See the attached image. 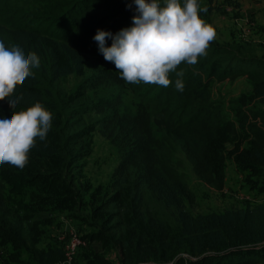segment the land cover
Instances as JSON below:
<instances>
[{
    "label": "trees",
    "instance_id": "obj_1",
    "mask_svg": "<svg viewBox=\"0 0 264 264\" xmlns=\"http://www.w3.org/2000/svg\"><path fill=\"white\" fill-rule=\"evenodd\" d=\"M203 1L213 9V0ZM224 1L240 7L242 0ZM137 14L127 0H0V41L41 61L8 98L23 97L15 108L0 101V119L36 102L53 116L24 168L0 165V264H112L113 250L123 264L264 263V203L193 214L187 205L196 194L175 159L180 149L203 182L221 184L234 121L211 86L246 76L251 98L264 103V54L214 39L195 65L178 66L182 92L175 73L168 87L126 83L94 36L132 27ZM89 58L95 70L80 90L65 93L61 79L84 74ZM237 116L248 122L249 141L234 161L249 173L264 170V110ZM96 130L119 155L107 185H94L84 171ZM64 217L88 228L82 235L90 245L71 263L58 242Z\"/></svg>",
    "mask_w": 264,
    "mask_h": 264
},
{
    "label": "clouds",
    "instance_id": "obj_2",
    "mask_svg": "<svg viewBox=\"0 0 264 264\" xmlns=\"http://www.w3.org/2000/svg\"><path fill=\"white\" fill-rule=\"evenodd\" d=\"M137 15L133 26L113 35L97 30L94 40L104 59L115 64L121 79L130 84L168 87L175 73V88L184 90L182 63L195 65L198 58L207 55L210 43L216 37L215 29L199 15L198 0H134ZM111 37V46H105ZM36 52L25 54L19 46L7 48L0 41V101L7 99L15 108L23 99H13L15 90L32 77L33 68H39ZM52 113L39 102L26 110L12 111L7 119H0V165L10 164L24 168L29 152L36 146L37 138L46 139L52 127Z\"/></svg>",
    "mask_w": 264,
    "mask_h": 264
},
{
    "label": "rangeland",
    "instance_id": "obj_3",
    "mask_svg": "<svg viewBox=\"0 0 264 264\" xmlns=\"http://www.w3.org/2000/svg\"><path fill=\"white\" fill-rule=\"evenodd\" d=\"M206 3L203 1L200 7L207 8ZM181 4L183 5L182 0ZM211 4L212 10L204 13L201 11L199 15L215 29V39L221 42L247 44L254 54H264V3L261 0H242L240 7L229 5L224 0H213ZM251 7L255 8L251 9ZM94 70V61L89 58L84 74L63 77L60 81V88L68 94L80 90L85 79ZM251 92V84L246 76L214 80L212 83V99L223 103L227 117L234 121V128L230 132V141L226 145L227 151L231 152V155L229 154L231 158L228 159L226 168L223 170V181L220 185L211 186L203 182L194 172L185 154L180 149L176 152L175 159L180 163L179 169L184 173L196 194L195 204L187 205L193 214L264 203V170L249 173V171L238 167L234 161V155L242 152L249 141L248 122L239 118L238 113L264 110V103L253 100ZM127 104L132 106L130 97H128ZM235 109L237 113H234ZM239 110L240 112H238ZM92 116L96 115L92 114ZM91 141V153L84 160L85 174L87 177H91L94 185L99 183L107 185L119 160L117 149L97 130L93 132ZM85 213L87 212L85 211ZM63 219L75 224L81 234L88 232V228L81 220L66 217ZM91 248L95 252H102L99 241L93 240ZM106 255L112 264H123L116 250L107 252Z\"/></svg>",
    "mask_w": 264,
    "mask_h": 264
},
{
    "label": "built area",
    "instance_id": "obj_4",
    "mask_svg": "<svg viewBox=\"0 0 264 264\" xmlns=\"http://www.w3.org/2000/svg\"><path fill=\"white\" fill-rule=\"evenodd\" d=\"M58 242L64 250L65 261L67 263H71L74 260L80 249L87 248L90 245L89 239L83 237L78 227L67 219H64L59 229ZM205 264L218 263L207 262Z\"/></svg>",
    "mask_w": 264,
    "mask_h": 264
},
{
    "label": "crops",
    "instance_id": "obj_5",
    "mask_svg": "<svg viewBox=\"0 0 264 264\" xmlns=\"http://www.w3.org/2000/svg\"><path fill=\"white\" fill-rule=\"evenodd\" d=\"M263 3H264V0H261ZM255 7H251V9H254ZM252 13H253V11H252Z\"/></svg>",
    "mask_w": 264,
    "mask_h": 264
}]
</instances>
